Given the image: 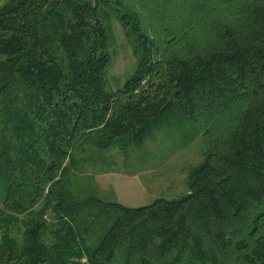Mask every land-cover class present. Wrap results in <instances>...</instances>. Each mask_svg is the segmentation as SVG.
<instances>
[{"label":"trees","instance_id":"1","mask_svg":"<svg viewBox=\"0 0 264 264\" xmlns=\"http://www.w3.org/2000/svg\"><path fill=\"white\" fill-rule=\"evenodd\" d=\"M157 133L204 143L186 194L72 192L77 151ZM0 264H264V0H0Z\"/></svg>","mask_w":264,"mask_h":264},{"label":"rangeland","instance_id":"2","mask_svg":"<svg viewBox=\"0 0 264 264\" xmlns=\"http://www.w3.org/2000/svg\"><path fill=\"white\" fill-rule=\"evenodd\" d=\"M109 24L111 64L105 80L108 90H116L132 75L136 58L121 25L113 17ZM116 149L98 151L86 146L83 153L76 152L77 169L70 180L75 195L95 196L129 208L157 198L176 199L187 193V173L201 162L205 146L199 136L182 145L179 134L171 141L157 133L141 155L126 158ZM44 219L49 221V213Z\"/></svg>","mask_w":264,"mask_h":264}]
</instances>
